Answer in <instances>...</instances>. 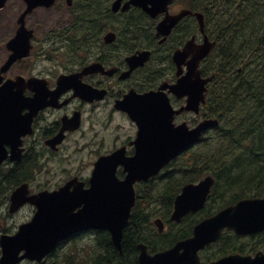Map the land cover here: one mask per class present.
Returning a JSON list of instances; mask_svg holds the SVG:
<instances>
[{
	"label": "flooded vegetation",
	"instance_id": "1",
	"mask_svg": "<svg viewBox=\"0 0 264 264\" xmlns=\"http://www.w3.org/2000/svg\"><path fill=\"white\" fill-rule=\"evenodd\" d=\"M89 1L93 0H56L51 7L35 8L24 19L27 32L22 33L24 41L19 49L21 54L28 39L29 54L15 59L6 69L14 54L9 45L22 26L19 22L27 8L25 1L22 0L24 7L18 17L2 20L6 27H3L5 40L1 43L0 60V208L7 207L9 216L13 215L12 194L23 185H29L31 194L56 192L69 186V195L88 198V194L95 192L94 181L126 182L129 176L126 164L137 155L138 143L147 142L144 135L155 130L163 119L165 99L175 112L186 105L187 98L173 89L187 74L188 61L193 57L190 54L184 60L182 53L187 48L203 47L206 37L216 43L213 55L219 49L223 35L221 28L216 30L219 14L216 9L205 11V0H173L166 13L154 19L138 6L124 9L129 0H122L116 10L115 0H99L109 6V13L88 18L78 5L82 3L87 9ZM53 9L60 14L32 17L38 10L48 13ZM184 10L192 13L176 19ZM197 14L205 16V26ZM164 19L163 36L157 27ZM209 59L200 64L201 81L211 77L215 73L212 67L218 66L217 61L211 63ZM249 62L238 58L227 69L231 84H238ZM207 88L206 101L211 103L221 86L211 82ZM203 108L199 115H176L175 125L186 122L195 128L204 120ZM154 111H158V122L151 117ZM192 146L183 150L179 158L186 156ZM58 156L69 166L64 168V182L55 189L34 191L31 185L49 176L47 172ZM101 162L103 167H99ZM180 162H168L158 175L135 183V205L121 232V249L115 247L108 230L86 229L59 243L52 256L62 259L59 253L77 240L85 239L93 244L95 252L88 264L102 256V264H124L123 242L131 231L135 264H141L144 257L169 251L192 237L195 227L220 209L212 201L217 185L203 209L190 211L177 220L176 201L184 188L200 183L206 176H214L206 172L196 181L173 188L170 176L181 175L175 170ZM199 195H192L191 204ZM75 206L73 213L79 212L85 203ZM25 208L33 218L37 210L29 204L14 214ZM210 209L212 214L205 216ZM139 214L147 216L149 235L154 232L158 236L153 243L155 249L139 239L138 217L133 220ZM187 224L190 228L183 237L173 242L166 240L173 228L177 230ZM103 237L110 241L112 251L107 250L110 246L101 240ZM260 252H264V232L237 235L225 230L217 242L200 252V257L201 264H211L232 255L254 258Z\"/></svg>",
	"mask_w": 264,
	"mask_h": 264
},
{
	"label": "water",
	"instance_id": "2",
	"mask_svg": "<svg viewBox=\"0 0 264 264\" xmlns=\"http://www.w3.org/2000/svg\"><path fill=\"white\" fill-rule=\"evenodd\" d=\"M9 0H0V10ZM27 8L21 16L22 25L18 35L11 42L14 54L5 66V69L17 58L28 55L30 50L29 40H25L23 52L20 54V43L24 41L23 32L25 17L35 8L40 6L51 7L56 0H24ZM71 0H69L70 2ZM171 0H131L126 3L124 9L130 5L144 8L152 15L164 11ZM122 0L114 3V9L121 7ZM185 11L178 18L188 14ZM202 20V16H199ZM161 27V28H160ZM158 29L165 34L166 21ZM27 32V31H26ZM29 34L31 32H28ZM215 43L205 40L203 47L199 49L189 48L182 56L192 60L188 63V73L173 88L181 97L188 96L187 106L175 112L165 99L166 110L163 119L159 121L158 111L151 113V117L160 122L155 130L144 135L146 143H138V152L134 159L126 166L130 172L128 183H119L116 179H107L103 183H95V193L88 194V198L82 195L75 196L68 193L69 186L54 192H42L30 195L27 185L18 188L12 195L11 212L14 213L26 203L38 208L33 221L22 225L14 236L3 235L0 239L2 255L0 264H18L24 259L41 262L59 242L75 232L88 228H107L112 233L115 245L120 249L121 232L125 226L131 208L135 203V195L131 183L148 178L186 147L198 141L207 129L218 125L217 121L207 120L196 129L189 130L187 124L179 127L174 125V118L183 111L198 112L201 103H205L206 85L213 80L209 78L201 81L200 62L210 54ZM89 71V70H88ZM160 96V95H157ZM142 138V137H141ZM115 178V177H114ZM214 184L213 178L209 177L199 186H188L176 201V219L179 220L186 213L196 211L202 207L206 196ZM199 195L193 204L192 195ZM85 203L84 209L73 213L76 203ZM228 228L238 234H257L264 231V199H253L239 202L236 206L226 209L216 217L206 220L196 227L194 238L178 244V246L155 257H144L141 264H199L198 251L207 244L219 239L222 231ZM181 251H183L181 253ZM24 252L23 255L21 253ZM218 264H264V253L252 257L231 256Z\"/></svg>",
	"mask_w": 264,
	"mask_h": 264
},
{
	"label": "trees",
	"instance_id": "3",
	"mask_svg": "<svg viewBox=\"0 0 264 264\" xmlns=\"http://www.w3.org/2000/svg\"><path fill=\"white\" fill-rule=\"evenodd\" d=\"M203 5L205 11L217 9L216 30L221 28L223 34L219 49L211 60V63L217 61L218 66L212 68L215 67V83L221 88L217 98L206 106L208 116L218 117L222 124L197 150L183 156L180 167L173 168L181 175L170 176V181L176 188L183 182L196 181L202 174L212 172L217 178L212 201L224 206L243 198L264 197V0H205ZM78 8L85 10L88 18L109 13V6L99 0L89 1L87 9L79 3ZM239 41L244 42L240 47L237 46ZM255 57H262V61L252 68H244L238 84H231L227 69L235 65L238 58L252 62ZM250 125L252 129H249ZM169 202L171 204L172 200ZM211 214L209 211L205 216ZM135 217H138L139 239L155 249L153 243L158 236L154 232L149 235L147 216L139 214L133 220ZM188 225L177 230L173 228L166 240L173 242L183 237L190 228ZM132 237L129 231L123 242L126 251L124 264H135ZM101 240L109 244L107 250H113L107 237ZM102 257L91 264H102Z\"/></svg>",
	"mask_w": 264,
	"mask_h": 264
},
{
	"label": "rangeland",
	"instance_id": "4",
	"mask_svg": "<svg viewBox=\"0 0 264 264\" xmlns=\"http://www.w3.org/2000/svg\"><path fill=\"white\" fill-rule=\"evenodd\" d=\"M24 4L22 0H9L6 7L0 11V60L3 55H1L2 46L1 43L5 40V31H3V27H6L2 20L4 18H13L18 17L19 13L23 9ZM60 13L53 9L51 12L45 13L44 10H38L32 17H47V16H58ZM66 13H64L65 15ZM67 16V15H66ZM242 41L237 43L241 45ZM262 61V57H255L251 62L252 64L248 68H252L256 66L257 63ZM1 62V61H0ZM248 70V69H247ZM56 158V161H52L50 166L49 176L41 181L34 182L31 187L34 191H37L40 188H48L55 189L60 183L64 182V168H69L65 161H63L60 156ZM46 173V172H45ZM30 210L28 208L22 209L19 213L13 214L11 216L8 215V208L3 207L0 208V237L4 234L12 235L16 233L19 226L23 223L29 222L31 220ZM9 229V232H5L4 230ZM77 243H72L70 246L66 247L63 253H59L62 259L57 260L53 256L48 257L46 260L39 264H66V262L70 264H88L91 261V257L95 255L93 244L89 240H77ZM61 252V251H60ZM1 256V249H0ZM22 264H36L32 262L22 263Z\"/></svg>",
	"mask_w": 264,
	"mask_h": 264
},
{
	"label": "bare ground",
	"instance_id": "5",
	"mask_svg": "<svg viewBox=\"0 0 264 264\" xmlns=\"http://www.w3.org/2000/svg\"><path fill=\"white\" fill-rule=\"evenodd\" d=\"M253 22V21H252ZM253 28V27H252ZM246 31V30H245ZM247 34V33H246ZM262 35H264V34H262ZM241 36V35H240ZM250 38H252V36L250 37ZM242 43H244V42H242ZM237 46L239 47V45L237 44ZM233 50H235V49H233ZM260 120V119H259ZM256 121H257V119H256ZM261 121V120H260ZM252 122V121H251ZM246 123H247V121H246ZM256 123V122H255ZM254 124V123H253ZM258 124L260 125V122L258 121ZM263 124V123H262ZM249 125V124H248ZM251 126V125H250ZM255 126V125H254ZM249 127V126H248ZM256 127V126H255ZM260 127V126H259ZM259 127H257V128H259ZM262 127V126H261ZM249 129H252V126H251V128H249Z\"/></svg>",
	"mask_w": 264,
	"mask_h": 264
}]
</instances>
